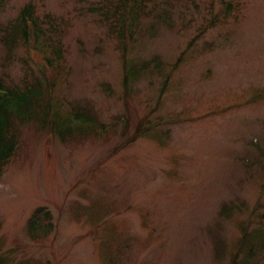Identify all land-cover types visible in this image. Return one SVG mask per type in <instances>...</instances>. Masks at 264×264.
<instances>
[{
  "label": "rangeland",
  "instance_id": "1",
  "mask_svg": "<svg viewBox=\"0 0 264 264\" xmlns=\"http://www.w3.org/2000/svg\"><path fill=\"white\" fill-rule=\"evenodd\" d=\"M104 1L0 8L4 27L32 4L64 50L43 115L54 130L20 125L0 178V264H230L234 254L237 264H264V0H152L131 27L126 67L120 40L92 12ZM74 107L111 130L85 129ZM140 121L149 128L116 151ZM39 207L53 231L34 241L27 223Z\"/></svg>",
  "mask_w": 264,
  "mask_h": 264
},
{
  "label": "trees",
  "instance_id": "2",
  "mask_svg": "<svg viewBox=\"0 0 264 264\" xmlns=\"http://www.w3.org/2000/svg\"><path fill=\"white\" fill-rule=\"evenodd\" d=\"M6 1L0 0V8L3 7ZM151 2L152 0H106L92 8L94 13L101 12L103 21L109 23V32L115 34L117 39L120 40L119 51H121V60L124 67H126L127 47L133 37L131 27H136L139 14L147 15L148 12L149 14L152 12L151 6L147 12H144L146 5ZM167 4L163 5L166 6ZM160 9L154 15V19L162 22L167 17V13H163L164 9L162 11ZM87 11H91V9L88 8ZM45 17L47 21L43 23L45 25L48 23L51 29H54L55 25L53 23L58 24L55 17L50 15ZM130 20L132 22L128 24ZM199 36L200 34L189 41L187 48L177 58L171 71L177 68L182 56L200 38ZM49 37L46 36V30L43 28L41 20L35 16L32 4H27L22 8L15 20L4 27L0 26V46L2 51V54H0V178L5 165L17 150L20 125L37 121L38 125L42 127L50 126V129L54 130L53 125H49L43 115L51 114L53 110L51 103L52 92L56 78L61 70L60 61L64 50L57 41H53L51 44ZM40 40L44 43L43 49L37 47ZM21 46L24 47V55L16 58L18 57L16 50L21 48ZM46 47L50 48L51 51L44 55L43 52L47 50ZM37 57H40L42 61L39 62ZM35 58H37L36 61ZM157 60L158 57L155 56L151 61H144L140 65V72L147 70L151 63ZM34 61L38 65L36 71L29 66V62ZM15 65L18 66V69L13 70ZM13 71H21L22 74L18 79L15 78L14 80L12 77ZM167 77L162 84V93L168 83ZM123 80L124 88L129 91V76L126 74ZM69 115L73 120L81 123L85 129L91 130L99 124V128L102 129L103 133L111 130V128L101 126L100 123L96 122V117L91 109L87 107H74L69 111ZM143 123V121H140L133 135L120 144L116 151L134 142L149 128H145ZM60 136L62 137V142L67 140L62 133H60ZM222 207L221 213L226 205L224 204ZM50 220L51 214L46 208H37L27 223L28 236L36 241L38 236L50 234L52 232ZM246 234L247 230H244L237 250L244 243ZM236 259L237 254H234L230 264H237Z\"/></svg>",
  "mask_w": 264,
  "mask_h": 264
}]
</instances>
